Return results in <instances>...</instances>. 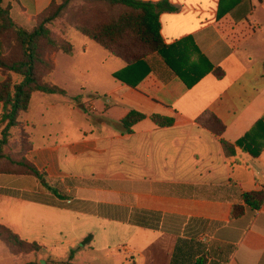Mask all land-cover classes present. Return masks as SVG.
I'll return each instance as SVG.
<instances>
[{"label": "crops", "instance_id": "crops-1", "mask_svg": "<svg viewBox=\"0 0 264 264\" xmlns=\"http://www.w3.org/2000/svg\"><path fill=\"white\" fill-rule=\"evenodd\" d=\"M52 1L4 4L11 5L19 26L31 30ZM168 1L178 10L160 18L170 46L167 57L178 71L190 74L188 81L200 72L202 77L188 86L156 53L129 64L101 47L102 54L87 37L79 55L75 49L55 53L50 79L66 94L35 92L20 120L32 143L27 159L45 173V182L62 187L65 198L35 177L0 175V199L14 198L20 207L12 223L2 202L0 224L44 247L14 256L0 241V264L6 251L14 264H78L80 255L91 259L88 251L97 235L87 224L101 229L108 224L110 231L102 233L119 237L115 248L120 253L100 247L91 264H171L177 245L191 252L185 264H195L201 250L217 244L232 252L227 261L208 264H264V205L231 219L244 193L264 191V0ZM60 53L73 61L69 73L76 79L71 80L82 92L77 100L67 81L54 78ZM3 79L0 70V83ZM94 98L105 104L99 111L89 103V115L85 104ZM35 108L41 117L31 116ZM131 111L146 117L127 132L120 122ZM205 112L225 125L222 135L199 121ZM154 114L174 117L176 123L158 126ZM72 116L85 123L76 131ZM246 135L252 148L262 146L260 155L235 145L236 155L229 158L221 139L236 144ZM63 246L71 255L64 250L65 257L55 256Z\"/></svg>", "mask_w": 264, "mask_h": 264}, {"label": "trees", "instance_id": "trees-1", "mask_svg": "<svg viewBox=\"0 0 264 264\" xmlns=\"http://www.w3.org/2000/svg\"><path fill=\"white\" fill-rule=\"evenodd\" d=\"M77 0H53L52 3L36 17V24L31 29L19 26L11 16V5L0 0V70L4 76L0 83V125L4 127L0 139V175L32 176L44 181V186L59 198H65L60 185H50L45 182V173L27 159V153L32 148L30 136L26 142L28 148L19 161H12L11 167L6 165L9 157L5 148L8 146L10 131L24 124L20 120L22 113L29 111L31 99L35 92L44 94L65 95L66 91L51 81V75L56 69L53 55L58 52L73 53L75 47L70 40H59L53 36L50 26L57 19L62 18ZM103 6L105 14H91L73 22L75 28L88 39L96 42L110 54L132 64L156 53L181 79L192 86L203 75H195L188 81L190 74L178 71L167 57L166 51L170 48L161 34V14L176 12L178 8L168 0L157 3L143 0H89ZM222 12H220V15ZM90 17V18H89ZM219 77L220 69L216 70ZM118 75L115 74V77ZM146 115L131 111L121 120V127L132 132L133 126L144 119ZM152 120L158 126L175 125L174 117L152 115ZM203 124L216 135H222L225 125L211 112H205L200 118ZM248 135L232 144L224 139L221 143L226 155L231 158L236 155V146L244 148L253 157H258L262 146L254 149ZM242 204H234L231 219L240 218L247 210L257 211L264 205V191L244 193ZM0 241L6 245L11 254L20 256L29 253L41 252L44 247L35 241L21 238L7 225L0 224ZM180 244V242H179ZM232 252L226 245H211L208 250H201L196 256L195 264H208L210 259L226 260L225 256ZM187 253L176 247L171 264H185L191 258ZM179 258V260H178Z\"/></svg>", "mask_w": 264, "mask_h": 264}, {"label": "rangeland", "instance_id": "rangeland-1", "mask_svg": "<svg viewBox=\"0 0 264 264\" xmlns=\"http://www.w3.org/2000/svg\"><path fill=\"white\" fill-rule=\"evenodd\" d=\"M61 0H57V2L59 3ZM94 13H98L100 15L105 14V8L103 6L97 5L95 3L90 2L89 0H77L76 2H74L70 9L65 13V15L62 18L57 19V21L52 24L50 26L53 36L56 39L59 40H70L71 43L74 45L75 47V52L76 54H80L81 52H83V42L88 40L84 35H82L80 32L77 31V29L75 28L73 22L77 19L80 18H86L88 16H90L91 14ZM259 14L260 13H256V16L254 17L255 19H259ZM90 18V17H89ZM259 21V20H258ZM261 38H264V35H261ZM98 48V50L102 53V54H106V51H104V49L101 48V46L99 47L98 45H95ZM60 57V61H59V69L58 71L55 73L54 78L58 81L61 82H68L69 83V91L72 95H74L75 97L73 98V100H77L79 99V95L82 94L81 90L78 89V87L75 86L74 83H72V80L76 79L75 76H73L69 73L70 68L72 66V62L69 59L66 60L64 57L63 53L59 54ZM78 62V61H77ZM72 79V80H71ZM89 103H93L94 106L99 110L102 111L103 107H104V102L100 103V101L97 98H94L92 100V102H87L86 105V109L89 115H93V112H91V110L89 109L90 104ZM89 109V111H88ZM39 114H41L40 110L38 108H35L32 113L31 116L34 115L36 117H41ZM71 124L74 128V130H77V127L84 125L85 123L78 117H71ZM49 129H52V125H47L46 126ZM45 127V128H46ZM3 129L4 127L0 125V139L2 138V134H3ZM74 131V133H76ZM78 134V133H76ZM27 136H29V133L27 131V127L25 126V124H22L20 127L15 128L13 130L10 131V135H9V142H8V146L5 148V152L6 155L9 157V160L6 161V165L11 167L13 164L12 161H19L21 159V157L23 156V154L25 153V150L28 148V144L26 142ZM22 176V175H21ZM3 203H7L8 204V210H9V214L7 217H9V219L11 220L12 223H14L16 221V216L19 213V209L20 207H16L17 203L16 200L14 198H8V199H0V204ZM110 226H108V224H105L102 226L103 231H110ZM89 230H93L96 231V241L97 244L93 245V249L88 251L91 254V259L88 256H84V255H80L77 259H76V263L78 264H91V263H95V256H100L99 252H96L100 247H114L112 248V252H116V253H120L115 247L117 246V241L119 240V237L117 236H106L104 235L102 232V229L100 227L99 224H87V228ZM106 231V232H107ZM106 234V233H105ZM126 242V241H125ZM121 243V242H120ZM81 247H84V244H80ZM5 250V249H4ZM68 251L69 254L66 255H71L70 254V250L69 249H65L64 246L60 247L57 250V253H54V255H60L62 257H65V254L63 251ZM54 256V257H55ZM6 257L7 259L5 261H3L2 264H14V257H12L7 251H6ZM1 258L3 259L4 256H1ZM105 263H108L109 261L104 259ZM214 261V260H212ZM91 262V263H90ZM42 264H46V260L42 261Z\"/></svg>", "mask_w": 264, "mask_h": 264}]
</instances>
